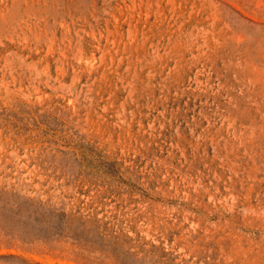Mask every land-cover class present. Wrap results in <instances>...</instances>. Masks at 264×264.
<instances>
[{
    "label": "rangeland",
    "instance_id": "374dc122",
    "mask_svg": "<svg viewBox=\"0 0 264 264\" xmlns=\"http://www.w3.org/2000/svg\"><path fill=\"white\" fill-rule=\"evenodd\" d=\"M0 264H264V0H0Z\"/></svg>",
    "mask_w": 264,
    "mask_h": 264
}]
</instances>
